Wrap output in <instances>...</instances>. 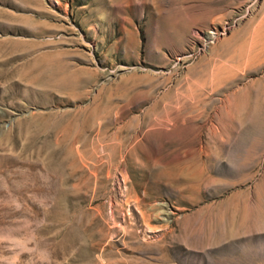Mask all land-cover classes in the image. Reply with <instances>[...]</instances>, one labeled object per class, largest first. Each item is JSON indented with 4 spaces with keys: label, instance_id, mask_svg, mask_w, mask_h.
<instances>
[{
    "label": "rangeland",
    "instance_id": "obj_1",
    "mask_svg": "<svg viewBox=\"0 0 264 264\" xmlns=\"http://www.w3.org/2000/svg\"><path fill=\"white\" fill-rule=\"evenodd\" d=\"M0 264H264V0H0Z\"/></svg>",
    "mask_w": 264,
    "mask_h": 264
}]
</instances>
